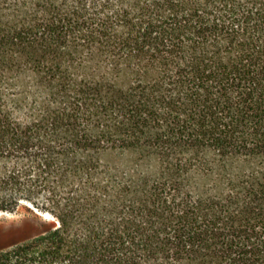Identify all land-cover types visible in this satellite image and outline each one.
<instances>
[{"label":"trees","instance_id":"16d2710c","mask_svg":"<svg viewBox=\"0 0 264 264\" xmlns=\"http://www.w3.org/2000/svg\"><path fill=\"white\" fill-rule=\"evenodd\" d=\"M0 264H264V0H0Z\"/></svg>","mask_w":264,"mask_h":264},{"label":"rangeland","instance_id":"374dc122","mask_svg":"<svg viewBox=\"0 0 264 264\" xmlns=\"http://www.w3.org/2000/svg\"><path fill=\"white\" fill-rule=\"evenodd\" d=\"M28 206L23 204L14 212H0V244L33 237L52 223L49 214L32 210Z\"/></svg>","mask_w":264,"mask_h":264}]
</instances>
